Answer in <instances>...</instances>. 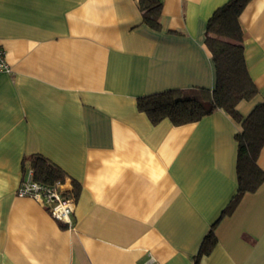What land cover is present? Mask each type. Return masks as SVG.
Returning <instances> with one entry per match:
<instances>
[{
	"label": "crops",
	"instance_id": "crops-1",
	"mask_svg": "<svg viewBox=\"0 0 264 264\" xmlns=\"http://www.w3.org/2000/svg\"><path fill=\"white\" fill-rule=\"evenodd\" d=\"M139 1L0 0V264H264V182L235 201L242 125L223 110L153 124L137 106L216 88L207 25L231 0H161L160 29ZM240 23L258 90L246 118L264 104V0ZM35 155L65 173L72 228L17 196Z\"/></svg>",
	"mask_w": 264,
	"mask_h": 264
},
{
	"label": "trees",
	"instance_id": "trees-1",
	"mask_svg": "<svg viewBox=\"0 0 264 264\" xmlns=\"http://www.w3.org/2000/svg\"><path fill=\"white\" fill-rule=\"evenodd\" d=\"M250 1L231 0L208 22L206 45L217 71V85L213 91L172 90L141 97L137 102L139 111L146 113L153 124L165 119L175 126L192 124L223 110L242 125V133L236 136L239 192L235 201L245 193L256 192L264 182V172L258 166L259 154L264 147V104L257 105L246 118L237 110L241 102L250 101L258 94L247 69L244 32L240 23V16ZM139 8L144 22L160 29L161 0H140ZM29 160L34 181L46 185L65 182V173L47 159L35 155ZM216 243L212 229L205 237L199 255H209Z\"/></svg>",
	"mask_w": 264,
	"mask_h": 264
},
{
	"label": "built area",
	"instance_id": "built-area-1",
	"mask_svg": "<svg viewBox=\"0 0 264 264\" xmlns=\"http://www.w3.org/2000/svg\"><path fill=\"white\" fill-rule=\"evenodd\" d=\"M11 73L6 62V54L0 46V74ZM33 171H30L26 179L21 183L18 197H29L48 208L51 216L72 228V214L74 213L75 199L63 191V183L46 185L34 181Z\"/></svg>",
	"mask_w": 264,
	"mask_h": 264
}]
</instances>
